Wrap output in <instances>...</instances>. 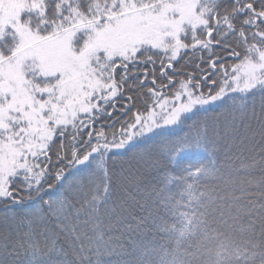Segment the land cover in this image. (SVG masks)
I'll use <instances>...</instances> for the list:
<instances>
[{"label": "snow or ice", "instance_id": "6c2138e0", "mask_svg": "<svg viewBox=\"0 0 264 264\" xmlns=\"http://www.w3.org/2000/svg\"><path fill=\"white\" fill-rule=\"evenodd\" d=\"M0 264H264V0H0Z\"/></svg>", "mask_w": 264, "mask_h": 264}]
</instances>
